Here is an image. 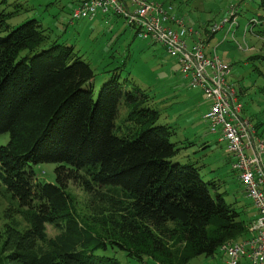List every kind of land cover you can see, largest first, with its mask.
Listing matches in <instances>:
<instances>
[{
    "label": "trees",
    "instance_id": "obj_1",
    "mask_svg": "<svg viewBox=\"0 0 264 264\" xmlns=\"http://www.w3.org/2000/svg\"><path fill=\"white\" fill-rule=\"evenodd\" d=\"M13 16L0 13V33L7 32L0 36V136H10L0 146V182L23 207L28 228L23 235L0 230L9 252L0 264L108 263L93 252L107 244L72 213L70 185L110 226L108 242L138 260L190 264L246 238L248 224L212 193L199 168L172 161L180 152L171 141L175 130L158 124L149 93L128 89L117 68L95 97L96 74L74 45L55 41L42 49L50 40L43 23L30 19L12 29ZM123 101L130 110L126 130L117 125ZM42 164L57 165L56 184L37 179L33 167ZM48 226L59 231L55 238Z\"/></svg>",
    "mask_w": 264,
    "mask_h": 264
},
{
    "label": "rangeland",
    "instance_id": "obj_2",
    "mask_svg": "<svg viewBox=\"0 0 264 264\" xmlns=\"http://www.w3.org/2000/svg\"><path fill=\"white\" fill-rule=\"evenodd\" d=\"M82 1L84 0H9V6L0 5V13L3 10L14 13L8 20L12 29L30 19L41 21L50 36L42 49L48 48L55 41L74 45L84 60L91 63L96 74L95 97L103 84L116 73L114 71L120 68L117 72L120 82L128 89L138 86L149 93L151 107L160 114L158 124H168L174 128L176 135L171 141L177 144L180 152L172 161L182 165L193 164L199 168L202 179L209 183L212 193L222 194L226 202L232 204L240 213V220L249 224L257 214L253 201L245 195L238 172L232 171L225 144L219 142L218 136L210 132L205 119L209 102L202 92L190 88L188 81L181 75L177 62L167 55L161 45L137 37L136 31L123 18L99 13L92 18L73 20V11ZM149 1L172 5L175 13L185 19L188 27H196L206 34L214 24L221 23L235 7L232 11L234 17L238 15L239 28L236 29L234 37L232 34L227 35L225 28L217 35H211L214 37L209 41V49L213 50V55H217L232 67L230 81L240 91L245 114L262 127L260 130L264 134V61L252 59L264 55V41L259 36L261 33L247 34L244 39L245 27L250 20L264 16L263 0ZM6 34L7 32L0 33V36ZM225 37L226 41L223 42ZM129 113L130 110L123 101L117 119L118 127L127 129L125 121ZM9 140V134L0 136V146L7 145ZM33 168L40 182L57 183L56 164L36 165ZM68 193L72 213L79 224L94 234L98 242L107 244L106 248L99 247L93 251L96 256L104 259L107 264H163L147 256L140 260L132 258L128 251L110 244L107 240V235H111L110 226H107V222H99V218L93 213L94 204L89 201V196L74 185H70ZM23 210L19 201L13 199L0 182V230L4 232L7 226L11 232L25 234L28 224ZM58 234L59 231L48 226L50 238H55ZM244 238H237V241ZM4 241L5 238L0 244L3 263L9 254L3 248ZM173 242H170L171 250L175 248ZM171 250L167 249V253L175 249ZM167 256L169 254L165 252L163 261L169 260ZM222 256L223 252L219 250L214 257L200 256L190 264H214Z\"/></svg>",
    "mask_w": 264,
    "mask_h": 264
},
{
    "label": "built area",
    "instance_id": "obj_3",
    "mask_svg": "<svg viewBox=\"0 0 264 264\" xmlns=\"http://www.w3.org/2000/svg\"><path fill=\"white\" fill-rule=\"evenodd\" d=\"M232 10L211 27L208 36L227 28V35L234 37L239 22ZM99 13L123 18L137 37L161 45L177 62L190 88L199 89L209 102L205 119L210 132L225 144L232 170L238 172L243 191L257 213L247 226L246 238L223 245V256L214 264H264V135L245 114L240 91L230 81L232 67L217 55L206 53L207 43L200 31L188 27L172 5L149 0H84L73 11L72 19H88ZM256 19L250 20L244 32L253 33L261 26L259 36L264 41V21Z\"/></svg>",
    "mask_w": 264,
    "mask_h": 264
},
{
    "label": "crops",
    "instance_id": "obj_4",
    "mask_svg": "<svg viewBox=\"0 0 264 264\" xmlns=\"http://www.w3.org/2000/svg\"><path fill=\"white\" fill-rule=\"evenodd\" d=\"M261 17H263V19H260ZM260 18H258L261 22H263L264 21V16H261ZM190 28H193L195 31H200V30H197L196 29V27L194 28L193 26H190ZM262 31V27L261 26H256L255 27V29H254V32L253 33H260ZM202 35H201V39L202 40H205L206 41V43L208 44L207 45V47H206V53L208 54V55H211V54H213V50L211 51L210 49H209V47H210V44H209V41H211L210 39H212L214 36H208V34H206L205 32L204 33H202V32H200ZM253 33L252 32H248L247 34H252L253 35ZM247 34H245V36H244V39H245V37H246V35ZM217 35V34H216ZM223 42H224V40H223ZM203 94V93H202ZM208 109H209V106H208ZM208 111V110H207ZM207 113V112H206ZM206 115V114H205ZM261 131V130H260ZM227 154V153H226ZM228 155V154H227ZM232 167V166H231ZM256 219V217L251 221V222H253L254 220Z\"/></svg>",
    "mask_w": 264,
    "mask_h": 264
}]
</instances>
